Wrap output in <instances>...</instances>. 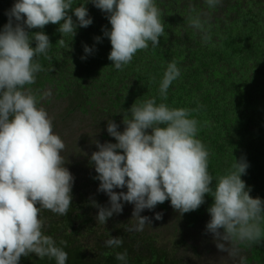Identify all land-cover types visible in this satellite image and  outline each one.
I'll return each instance as SVG.
<instances>
[{
    "label": "clouds",
    "instance_id": "clouds-1",
    "mask_svg": "<svg viewBox=\"0 0 264 264\" xmlns=\"http://www.w3.org/2000/svg\"><path fill=\"white\" fill-rule=\"evenodd\" d=\"M90 2L108 14L112 27L103 32L111 42L108 59L116 70L123 71L139 50L148 49L149 42L153 48L158 47L160 38L166 35L163 12L156 0ZM221 2L205 0L209 9ZM73 4L74 0H17L8 13L9 22L0 31V264H20L22 257L31 254L54 259L55 264L68 260L64 248L45 235L49 228L46 219H55L50 224L59 225L60 220L53 215L67 216L75 178L65 166L61 153L66 145L53 131V118L40 106L52 93L38 95V90L34 92L28 86L35 84L37 74L44 71L38 58H47L52 47L42 31L46 25H59L63 38L57 44L63 46L64 38L75 37L78 27L93 23L84 4ZM187 23L204 33L203 42L208 43L206 19L190 13ZM30 29L41 31L30 34ZM94 39L101 41V37ZM84 51L91 54L93 49L85 45ZM180 76L176 61L169 62L159 85L162 101L167 100L170 86ZM198 110L169 107L151 98L139 104L136 101L124 111L123 132L115 121L108 120L107 131L117 143L95 141L99 150L90 160L98 173V191L108 195L110 206L95 205L98 214L93 216V223L106 224L114 214L122 213L123 201L134 205L132 220L136 224L129 231H143L151 224L149 217L141 216L145 209L154 210L170 200L173 209L183 216L198 210L210 195L214 203L208 209L206 232L213 235L219 251L235 257L239 245L251 247L264 242V200L253 198L251 188L241 178L249 165L235 159L225 174L215 178L213 186L211 154L197 138L199 121L192 118ZM125 187L127 192L115 191ZM42 210L51 213L40 215ZM155 219L161 220L162 214L157 213ZM122 243V237H111L105 246L119 247ZM60 244L66 247L67 241ZM116 259L126 264L127 251L117 253ZM240 264H244L243 257Z\"/></svg>",
    "mask_w": 264,
    "mask_h": 264
},
{
    "label": "rangeland",
    "instance_id": "rangeland-1",
    "mask_svg": "<svg viewBox=\"0 0 264 264\" xmlns=\"http://www.w3.org/2000/svg\"><path fill=\"white\" fill-rule=\"evenodd\" d=\"M10 2L0 0V6L5 10L11 9ZM156 3L159 8L164 6L162 0H156ZM86 7L93 23L87 28L78 27L76 34L85 36L89 31L96 37H105L103 29L110 31L112 27L107 19L108 14L96 8L91 2ZM176 7L178 14L189 11L178 2ZM219 7L220 5L215 9ZM173 8L175 4L169 6L170 11ZM215 9L211 11L214 12ZM180 16L182 19H176L175 23H167L162 17L166 35L160 38V45L155 48L148 47L151 50H139L131 63L124 68L121 76L125 79L121 78V84H107L103 81L97 83L94 70L89 69L85 73L84 70L92 55L88 56L85 53L84 40L77 43L76 38L72 36L64 38L63 46L54 44L49 49L47 58L43 55L38 58L44 71L38 73L36 83L28 87L34 92L38 90V95L45 91L52 93L50 98L41 101L40 106H43L53 118V131L66 145L61 155L64 157L65 166L75 178L72 205L83 203L80 201L85 198L87 201H95L99 206H110L108 195L98 191L100 181L95 179L98 173L90 160L92 153L99 150L95 141L101 144L117 143L107 131L108 120L115 121L119 125L118 130L123 132L124 111L129 110L136 101L139 104L151 98H155L157 103L164 102L169 107L199 109L192 113V118L199 121L200 131L197 138L206 145L211 154L209 172L214 181L216 177L225 174L235 159H243L249 167L247 173L241 177L242 180L251 188L250 195L253 198L259 197L264 200V50L245 67L244 64H240L243 66L242 71L232 79L236 82L230 85L231 88L237 89V92L233 90L238 93L234 99L244 103L250 101L248 106L245 107L235 100L223 101L225 104L218 106L217 93L221 87L215 82L209 84L210 79L204 73L202 76L195 71L189 73L190 63L195 58L189 60L188 49H183L184 54H181L180 40L171 36L178 33L183 37L181 30L186 29L188 16L186 19H183L185 18L183 14ZM73 19L75 21L76 17L73 16ZM5 25L1 20L0 31ZM58 28L59 25L49 24L43 30L54 35V38L57 37L58 42L63 38ZM149 44L151 45L150 42ZM32 46H36L34 42ZM173 60L180 68L181 76L170 86L167 100L162 101L159 96V85L167 64ZM157 65H163L164 70L159 69ZM215 68L219 69L218 66ZM219 75H222L221 72ZM140 76L141 79H138ZM146 76L153 80V83L145 79ZM184 78L195 86L204 83L207 86L205 94L203 91L190 95L188 93L183 102L179 101L178 93L186 87ZM209 99L212 102H209ZM245 109L250 116V123L249 117L244 113ZM115 191L127 192V188ZM205 200L198 210L191 212L198 219L197 225L189 226L184 221L186 217L175 211L169 200L157 205L154 210L145 209L141 216L149 217L151 224L146 225L143 231L131 232L152 239L157 247L167 250L170 256L181 258L186 264H240L241 257L244 258V264H264V242L251 247L239 245L240 251L235 257H229L227 252L218 250L213 235L206 232V224L210 220L208 209L214 203V199L206 195ZM121 202L124 205L122 213L114 214L109 219L121 224L129 223L130 229L136 224V221L132 220L134 205ZM44 213L51 211L42 210L40 215ZM157 213L162 214L161 220L155 219ZM93 214H98V208ZM55 218L60 220L58 217ZM46 220L49 224L56 221L49 217ZM81 241L86 247H89L88 242H91V240L87 242V236L81 238Z\"/></svg>",
    "mask_w": 264,
    "mask_h": 264
},
{
    "label": "trees",
    "instance_id": "trees-1",
    "mask_svg": "<svg viewBox=\"0 0 264 264\" xmlns=\"http://www.w3.org/2000/svg\"><path fill=\"white\" fill-rule=\"evenodd\" d=\"M10 1L9 6L12 9L17 0ZM89 2L90 0H74L73 5L80 6L84 4L86 6ZM162 2L164 6L160 9L167 23H175L176 19H182L180 14H183L185 16L183 19H186L190 13L193 15L200 14L202 19L208 21L205 25L208 29L207 35L210 36L208 43L203 42L204 33L189 27V25L186 26V29L181 30L183 37L178 33L171 36L180 40L179 50H181V54H184L183 49H188L189 60L195 58L190 63L189 73L195 71L201 76L204 73L210 79L209 84L215 82L221 87L218 90L219 93L216 92L218 106L225 101L235 100L247 107L250 101L244 103L239 99H234L238 96V93H235L237 89L231 88L230 85L236 82L232 79H235V76L242 71L243 66L240 64H244L245 67L264 50V0H222L219 9H215L214 12L207 7L205 0H162ZM177 2L181 3L185 10L189 9V13H183L182 11L178 14ZM172 4H175V8L170 11L169 6ZM11 9L5 10L0 6V21L2 20V23L7 24L9 22L8 13ZM192 9L195 11L192 12ZM187 28H189L188 31ZM28 31L31 34L41 31V29H30ZM42 31L49 36L52 46L57 43V37L54 38V35L47 34V30ZM95 37L94 33L89 31L85 36L75 35L77 43L84 40V44L93 49L92 53L88 54V56H92L88 60L89 64L84 72L87 73L89 69L94 70L97 83L103 81L107 84H121V78L125 79L121 76L124 71L116 70L113 67V62L108 59L112 50L109 39L101 37V41L97 43ZM149 47H151L150 44ZM216 66L219 69L215 68ZM157 67L164 70L163 65H157ZM193 67L195 68L193 69ZM220 72L222 75H219ZM211 78L216 80H211ZM138 79H141V76ZM145 79L153 83V80L148 76ZM184 84L186 87L178 93L180 95L179 101L182 102L188 93L190 95L203 91L205 94L207 90L204 83L195 86L186 78H184ZM205 99L207 100L206 97ZM208 101L212 102L211 99ZM244 113L249 117L250 123L247 109L244 110ZM215 183L214 181L213 186ZM82 201L83 203L71 204L67 216L53 215L60 219V223L59 225L49 224L45 234L52 236L57 246L63 247L68 253L66 264H125V262L116 259V254L123 253L125 250L127 251L126 264H186L181 258L170 256L167 250L157 247L151 241L152 239L133 234L128 229L130 227L129 223L121 224L113 220L108 221L106 224L93 223L95 221L93 216L95 215L92 212L97 211L95 201H87L85 198L80 202ZM184 216L186 217L184 221L189 226L199 223L191 212L185 213ZM85 236H87V241H92L90 247L82 244L81 238ZM111 237H122V245L119 247H106L105 241ZM61 240L67 241L66 247L60 244ZM20 264H55V260L47 257L40 259L35 254H31L22 257Z\"/></svg>",
    "mask_w": 264,
    "mask_h": 264
}]
</instances>
